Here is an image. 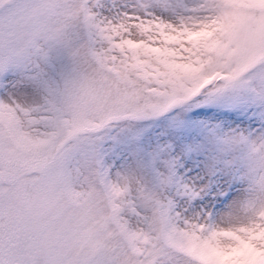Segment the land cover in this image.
Returning a JSON list of instances; mask_svg holds the SVG:
<instances>
[{
  "label": "snow or ice",
  "instance_id": "6c2138e0",
  "mask_svg": "<svg viewBox=\"0 0 264 264\" xmlns=\"http://www.w3.org/2000/svg\"><path fill=\"white\" fill-rule=\"evenodd\" d=\"M0 264H264V0H0Z\"/></svg>",
  "mask_w": 264,
  "mask_h": 264
},
{
  "label": "rangeland",
  "instance_id": "374dc122",
  "mask_svg": "<svg viewBox=\"0 0 264 264\" xmlns=\"http://www.w3.org/2000/svg\"><path fill=\"white\" fill-rule=\"evenodd\" d=\"M218 110L214 108H197L194 109L193 112L188 113V118L190 121H198L202 119H211L212 115L216 113ZM221 114L223 115V118L225 122L232 123L233 119H246V117L243 114L235 115L232 114L227 115L224 114L221 111ZM163 130V121H159L156 124L153 125V127L148 130L144 136H145V143L155 142L157 138V134L161 133ZM160 139H163V137H160Z\"/></svg>",
  "mask_w": 264,
  "mask_h": 264
}]
</instances>
